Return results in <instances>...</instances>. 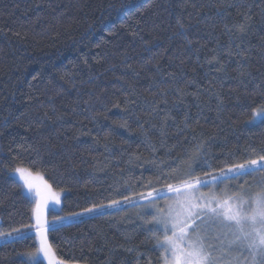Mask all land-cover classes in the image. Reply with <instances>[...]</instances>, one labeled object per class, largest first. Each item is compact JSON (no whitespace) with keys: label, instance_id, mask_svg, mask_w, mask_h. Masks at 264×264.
Returning a JSON list of instances; mask_svg holds the SVG:
<instances>
[{"label":"trees","instance_id":"16d2710c","mask_svg":"<svg viewBox=\"0 0 264 264\" xmlns=\"http://www.w3.org/2000/svg\"><path fill=\"white\" fill-rule=\"evenodd\" d=\"M110 2L117 5L114 10L108 9ZM183 2L184 0H0V201H3V206H0V231L9 232L13 228L35 223L33 203L24 194L22 180L18 175L12 174V169L16 166L30 168L31 172L42 174L56 191L61 192L63 189L62 208L59 212H51L49 221L54 216L82 212L92 203L106 204L111 199H122L123 196L138 198L139 193L151 190L148 181H153L154 186L159 189L169 183L180 186L181 180L187 178L188 169L183 161L187 159L186 152H194L195 146L185 143L186 138L190 140L193 133L184 129L181 123L184 107L172 110L176 122L170 121L165 129L164 147L159 146V132L150 131L152 140L157 142V153L154 156L150 155V149L141 142L142 129L132 119L128 121L130 129H122L118 135L112 137L111 155L105 152L102 140L101 145L91 150V156L98 162L95 165L91 160L87 164L80 163V153L92 148L90 137L82 136L79 141H74L68 135L70 129L81 126L80 121L87 128H93L83 114L73 115L68 108L74 106L78 99L72 83L79 85L83 82V95L79 97L81 101L89 99V93L93 90L96 95H101L106 100L119 98L121 94L118 89L123 86L114 76L121 75V69L117 68L115 73L106 69L110 64L118 63L119 54L124 50L132 56L148 55L143 53L141 42L132 36L136 27L135 21L141 19L140 12L149 3L159 5L156 9L160 14L159 18L151 12L147 17L149 25H160L153 33V38H159V47H153L152 54H158L165 48L178 49L183 45L179 37L173 36L175 28L167 27L169 23L174 24L176 15L181 14ZM191 2L199 6L208 3V0ZM239 2L260 4V0ZM261 7L264 5L253 8L255 35L244 38L246 43L250 41L253 46L250 65L254 75L257 70L264 73V59L260 55V43L264 38V23H261L259 15ZM194 11L188 8L185 14ZM168 12H171V17ZM203 12L215 14V9L209 10L205 7ZM90 24L93 25V30L88 33ZM66 28L69 29L67 32ZM24 30L29 32L30 38L27 41H17L11 35ZM113 31L117 33L115 38L109 35ZM33 34L39 35L32 39ZM198 38L207 48L214 46V41L203 30L199 32ZM220 39L222 43L226 42V37L221 36ZM207 48L200 53L201 62L209 54ZM105 53V59L96 63L99 56ZM184 59L182 70L187 72L189 78H196L202 85L206 84L207 79L216 76L214 71H209L210 66L205 65L204 68H198L193 77L191 68L196 66V55L189 53ZM85 60L87 64L84 63ZM234 69L235 63L232 62L228 68L229 73L235 75ZM168 70L181 69L173 66ZM37 73L40 76L33 81L32 77ZM66 74L74 75L76 79L72 82L62 80L61 77ZM148 75L145 72L137 80H133L130 74L125 78L136 84L142 97L151 98L155 89L151 93L147 91ZM216 79V87L220 88L219 77ZM29 85L38 86L39 90L34 91ZM236 87L235 80H224L225 108L219 117L215 111V100H211L210 109L204 111L199 110L192 97L187 100L191 106L188 109L189 124L196 130L197 143L212 138L208 145V155L205 160L198 162L195 175L203 177L205 172L215 174L221 167L242 163L264 154L261 152L264 148V119L249 126L243 123L249 118L251 107L255 106L251 101L252 93L256 91V83H249L246 90L239 89L238 93L229 96L228 90ZM103 88L107 89L106 93H101ZM60 91L64 94L56 97L55 106L58 112L64 114V121L48 122L38 132L29 131V124L35 127L36 113L40 106L46 110L48 97ZM36 96L39 99H30ZM91 98L95 100V95ZM168 99L171 101L175 97L169 96ZM202 99L207 101L208 97L203 96ZM96 110L104 112L99 104ZM148 111L147 104L139 99L135 115L145 116ZM26 112L32 114L30 119L24 116ZM106 115L109 121L101 123L99 131L94 130L93 135L102 138L108 132L110 121L120 118L116 109ZM152 123L159 125L160 117H154ZM22 143L38 148L39 156L35 158L43 163L33 167L29 163L28 154L22 155L20 161L13 162L17 145ZM122 147H128L129 152L142 154L146 161L156 160L157 163L164 161L170 164L171 168L163 169L168 173V178H160L161 183H155L159 175L157 169L150 163L135 160L129 164L127 155L121 154ZM256 178L258 181L259 177ZM257 181L251 190L259 186ZM104 211L114 214L76 216L71 221H65V226L59 232L50 231L49 240L54 254L68 264H85L81 256L87 258L88 264H104L109 256V249L116 248L112 254L113 264H121V261L124 264H136L137 254H142L139 257L140 264H148L149 260L151 264H163L162 251L155 246L152 238L155 229L147 223L151 220V213L145 215L140 206H128L124 211ZM160 238H163L162 235ZM119 245L133 248L134 251L125 252ZM37 247V238L31 232L30 238L15 243L11 242V238L6 242L0 237V260H4L5 264H29L23 256L27 252L35 251Z\"/></svg>","mask_w":264,"mask_h":264},{"label":"snow or ice","instance_id":"6c2138e0","mask_svg":"<svg viewBox=\"0 0 264 264\" xmlns=\"http://www.w3.org/2000/svg\"><path fill=\"white\" fill-rule=\"evenodd\" d=\"M261 5H264V0H260L259 5L240 3L239 0H208V3H202L199 6L192 3L191 0H184L181 5V14L175 16L174 24L167 25V27L175 28L173 36L179 37L183 41L182 47L178 49L165 48L158 54H152L153 47H159V38H153V33L158 30L160 25L158 23L149 25L147 17L150 12L157 18L160 14L156 11L159 5L149 3L140 12L141 19L135 21L136 27L132 31V36L139 40L143 46V53L148 55L132 56L127 50H124L119 54L118 63L110 64L106 69L113 73L117 68L121 69L122 74L114 76V79L123 86L118 89V93L121 94L119 98L106 100L101 95H96L93 90L89 93V99L81 101L79 97L83 95V82L79 85L72 83V88L76 90L78 99L74 106H68V108L73 115L83 114L87 122L93 125V128H87V125L80 121L81 126L70 129L68 133L74 141H79L82 136H88L92 141V148L85 149L80 153L81 164H87L90 160L94 162V165L98 163L91 156V150L101 145V140L105 152L111 155L112 137L118 135L122 129H130L129 119H132L142 129L141 142L150 149V155L154 156L157 153V142L152 140L149 135L150 131L159 132L161 139L158 143L160 147H164L165 129L170 121L176 122L172 110L184 107L185 112L181 123H183L184 129L193 133L190 140L186 138L185 143L193 144L195 151L186 152L187 159L183 163L187 165V178L181 180L180 186L169 183L158 189L154 186L153 181H148L151 190L147 193H139L138 198L123 196L122 199H111L106 204L92 203L82 212L69 213L67 216H54L49 221L46 216L49 203L59 204L60 193H54L52 185L47 181H44V190H41L40 186L33 182L30 168L16 166L12 169V174L18 175L23 181V188L37 198L34 210L35 223L23 225L21 228H13L9 232L0 231V237L4 238L6 242L11 238V242L15 243L30 238L31 232L32 236L38 239L39 246L35 251L27 252L24 255H27L33 264L41 254L47 258L49 264H67L64 260L54 259L53 246L49 240L50 231L59 232L65 226V221H71L76 216L93 213L98 216L113 215L114 212L106 213L104 210L124 211L128 206H140L145 215L151 213V220L147 223L155 229L152 232V238L155 240V246L162 251L161 259L164 264H218V261L223 259V255L218 257L215 253L223 249L231 250L227 252V255L231 256V264H264V154L242 163L221 167L215 174L205 172L203 177L195 175L196 167L199 166L198 162L205 160L208 155V145L212 142V138L197 143L196 130L189 124L188 109L191 106L187 103L188 98L192 97L199 110L204 111L210 109L211 100H215V111L219 117L225 108L224 80L237 82L236 88L228 90L229 96L238 93L239 89L246 90L249 83H256V91L252 93L251 101L255 106L251 107L249 118L243 123L245 126H249L254 123L257 117L264 119V73L257 70V74H253L250 65L253 46L250 41L246 43L244 39L255 35L253 8ZM107 7L109 10H114L117 5L110 2ZM205 7H208L209 10L215 9V14L203 12ZM188 8L195 11L185 14V10ZM165 11L167 12V9ZM167 14L169 17L172 15L171 12ZM259 15L261 23H264V7H261ZM70 27L71 21H69ZM218 27L219 32H217ZM145 28L148 30L145 31ZM68 30L66 28L65 32ZM92 30L93 25L90 24L88 33ZM202 30L207 37L214 41L213 47L207 48L206 44L200 42L198 34ZM5 35L8 34L5 33ZM11 35L17 41H27L30 38L28 30L16 31ZM35 35L39 34H33L32 39H35ZM58 35L59 33H57ZM109 35L115 38L117 33L113 31ZM221 36L226 37V42H221ZM206 48L209 54L201 62L200 53ZM260 50L261 59H264V38L261 39ZM189 53L196 55V66L191 68L193 77H195L197 69L204 68L205 65L210 66L209 71H214L216 76L207 79L204 85L196 78H189L187 72L182 70L185 65L184 57ZM106 56L107 53L100 55L96 63L103 61ZM232 62L235 63V75L228 71ZM84 63L87 64V60ZM173 66H177L181 70L169 71L168 68ZM145 72L149 73L147 91L151 93L152 89H155L151 98L142 97L136 84L130 83L125 78L130 74L133 80H137ZM39 76L40 73L34 75L33 81H36ZM217 77H219L220 88L216 87ZM61 79L72 82L76 77L66 74ZM29 87L34 91L39 90L38 86L29 85ZM106 92V88L101 89V93ZM63 94L60 91L48 97V108L45 110L42 105L40 106L36 113L35 127L29 124V131L38 132L48 122L64 121V114L58 112L55 106L56 97ZM93 95H95V100L91 98ZM169 96H174L175 99L169 101ZM203 96H207L208 100H203ZM30 99H39V97H30ZM139 99H143L149 108L145 116L135 115ZM257 101L259 102L257 103ZM97 104L104 109V112L96 110ZM112 109H116L119 113V120L110 121L108 132L102 138L93 135L94 130L99 131L101 123L109 121L106 113L111 112ZM31 115V113H24V116L29 119ZM157 116L160 117L159 125L152 123L153 118ZM125 144L128 145V142ZM120 151L122 155H127L129 164L134 160L152 164L159 173L155 183H161L160 178H168V173L163 169L171 168L170 164L164 161L159 163L156 160L146 161L142 154L129 152L128 147H122ZM168 151L171 154V149ZM252 151L255 152V149ZM39 152L38 148H33L31 145L19 144L13 162L20 161L22 155L28 154L30 156L29 163L33 167H37L43 163L42 160L35 158L39 156ZM261 152L264 153V148L261 149ZM173 171L175 170L173 169ZM37 175L40 174L37 173ZM247 176L259 177L257 183L260 186V191L253 194L238 184L230 186L237 189L236 192L226 191L225 188H220L219 192L215 190H210L207 193L201 191L204 187L216 189L220 186H227L228 181L240 180ZM45 190L47 194H45ZM170 196L174 197L173 203L166 204L163 208L158 207V201L167 200ZM0 206H3V201H0ZM118 247L124 248L123 245ZM115 251L116 248L109 249V256L104 264H113L112 254ZM124 251L133 252L134 249L124 248ZM233 252L235 255H232ZM140 255L142 254H137L136 264H140ZM81 259L85 261V264H88L86 257L81 256ZM0 264H5V261L0 260ZM121 264L124 262L121 261ZM148 264H151L150 260Z\"/></svg>","mask_w":264,"mask_h":264},{"label":"rangeland","instance_id":"374dc122","mask_svg":"<svg viewBox=\"0 0 264 264\" xmlns=\"http://www.w3.org/2000/svg\"><path fill=\"white\" fill-rule=\"evenodd\" d=\"M261 119L262 118L257 117V119L254 121L253 124L258 123ZM32 179H33V182L35 184H37L38 186H40L41 190H44V181H47V180L45 179V177L42 174L37 175L36 173H33L32 172ZM246 181H247V183H246ZM256 181H257V178L256 177L247 176V177L241 178L240 180L228 181L227 182V186H220L219 188H216V189H209L208 187H204V188L201 189V191L202 192H205V193L209 192L210 190H215V191L219 192L220 191V188H225L226 191L236 192L237 189L232 188L230 186L233 185V184H238V185H242V187L244 189L250 190L254 194L257 191H260V186H258L254 190H251L253 184H255ZM21 183L23 185V181ZM23 191H24V194L32 201V203H33V209L35 210L37 198L34 197V196H32L31 194H29L27 192V190L24 189V188H23ZM52 191L54 193H60V203L59 204L49 203L48 209L46 211L47 219H49V215H50L51 212H59L61 210V208H62V205H63L64 193L63 192L56 191L53 188H52ZM45 194H47L46 193V190H45ZM173 200H174V197L170 196L167 200H160V201H158L157 202V205H158V207L163 208L166 204L173 203ZM34 219H35V215H34ZM37 241H38V239H37ZM228 251H231V250L223 249L222 251H218V252L215 253L218 257L221 256V255H223V259L219 260L218 261V264H231V256L227 255V252ZM232 255H235V252H233ZM23 258L26 261H28L29 264H33V262L30 260V258L27 255H24ZM54 259L55 260H60L55 254H54ZM39 262H44L46 264H49L47 258H45L42 254L39 257H37V259L35 261V264H38ZM163 264H164V262H163Z\"/></svg>","mask_w":264,"mask_h":264}]
</instances>
